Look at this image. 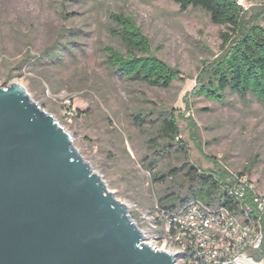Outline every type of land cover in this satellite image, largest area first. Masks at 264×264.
I'll return each mask as SVG.
<instances>
[{
	"label": "rangeland",
	"instance_id": "1",
	"mask_svg": "<svg viewBox=\"0 0 264 264\" xmlns=\"http://www.w3.org/2000/svg\"><path fill=\"white\" fill-rule=\"evenodd\" d=\"M243 2L245 19L264 27V0ZM119 13L134 18L151 54L183 80L164 90L112 73L105 48L127 54L110 33V16ZM223 33L228 29L213 25L205 11L182 12L172 0H0V87L26 88L128 207L144 242L161 250L160 203L185 194L188 167L243 174L255 162L248 176L264 193V105L253 96L228 94L222 105L191 95L205 63L224 55ZM170 112L180 136L167 148L159 119ZM138 116L145 120L142 127L135 123ZM175 169L179 174L172 178Z\"/></svg>",
	"mask_w": 264,
	"mask_h": 264
},
{
	"label": "water",
	"instance_id": "2",
	"mask_svg": "<svg viewBox=\"0 0 264 264\" xmlns=\"http://www.w3.org/2000/svg\"><path fill=\"white\" fill-rule=\"evenodd\" d=\"M144 238L70 133L25 87H0V264H176Z\"/></svg>",
	"mask_w": 264,
	"mask_h": 264
},
{
	"label": "trees",
	"instance_id": "3",
	"mask_svg": "<svg viewBox=\"0 0 264 264\" xmlns=\"http://www.w3.org/2000/svg\"><path fill=\"white\" fill-rule=\"evenodd\" d=\"M182 12L189 9L205 11L213 25L226 27L229 34L223 33L224 55L216 62L207 65L206 71L200 70V86L191 95L206 98L219 104H225L227 95L234 94L241 99L255 97L264 105V27L248 22L247 11L237 0H172ZM264 19V11L262 17ZM110 19L114 27L110 28L113 37L119 39L127 54L106 47V64L112 73L128 81L145 83L151 87L168 90L173 83L183 80L180 72L151 54L149 39L140 29L134 18L123 13L112 14ZM159 136L168 139L169 146L179 138V123L174 113L170 112L160 118ZM138 126L145 120L135 118ZM181 147V146H180ZM255 162L247 166L241 175H250ZM156 167L153 162L149 169ZM179 171L172 170L169 176L177 178ZM231 174L224 171L201 173L194 167H188L184 174L185 194L182 191L171 195L160 203L162 211L174 212L192 199H200L216 206H230L233 201L227 195ZM156 181L164 182L165 176L156 175ZM220 193L217 201L215 195ZM264 233V219L262 221ZM257 262L264 261V240L262 248L255 254Z\"/></svg>",
	"mask_w": 264,
	"mask_h": 264
},
{
	"label": "built area",
	"instance_id": "4",
	"mask_svg": "<svg viewBox=\"0 0 264 264\" xmlns=\"http://www.w3.org/2000/svg\"><path fill=\"white\" fill-rule=\"evenodd\" d=\"M230 174L226 191L234 208L192 199L161 212V250L176 256V264H264L255 260L264 240V193L247 174Z\"/></svg>",
	"mask_w": 264,
	"mask_h": 264
},
{
	"label": "bare ground",
	"instance_id": "5",
	"mask_svg": "<svg viewBox=\"0 0 264 264\" xmlns=\"http://www.w3.org/2000/svg\"><path fill=\"white\" fill-rule=\"evenodd\" d=\"M246 264H254V263H251V262H246Z\"/></svg>",
	"mask_w": 264,
	"mask_h": 264
}]
</instances>
